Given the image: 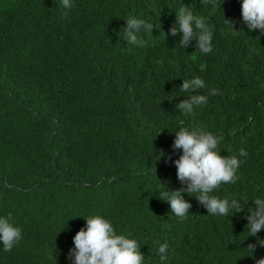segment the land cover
<instances>
[{
  "label": "trees",
  "instance_id": "16d2710c",
  "mask_svg": "<svg viewBox=\"0 0 264 264\" xmlns=\"http://www.w3.org/2000/svg\"><path fill=\"white\" fill-rule=\"evenodd\" d=\"M72 2L0 0V217L22 229L10 252L0 243V264H74V236L96 215L138 241L144 264H256L264 229L245 226L264 199V33L248 30L242 0ZM181 7L206 20L210 53L172 35ZM129 18L153 31L129 43ZM196 77L205 86L192 94L207 103L185 113L176 106L190 93L179 89ZM182 128L213 133L217 151L240 160L238 180L211 195L241 212L208 214L187 191L190 213L171 212L160 193L187 187L173 148Z\"/></svg>",
  "mask_w": 264,
  "mask_h": 264
},
{
  "label": "clouds",
  "instance_id": "9594fccd",
  "mask_svg": "<svg viewBox=\"0 0 264 264\" xmlns=\"http://www.w3.org/2000/svg\"><path fill=\"white\" fill-rule=\"evenodd\" d=\"M204 4H212L221 8L223 0H201ZM60 6L64 9L74 7L72 0H60ZM242 17L249 31L260 30L264 33V0H242ZM179 30L172 28V35L182 33L178 42L182 48L190 46L195 40V47L202 54L212 51L213 32L206 20L195 16L187 7H181L176 12ZM232 28V22L227 21ZM153 25L142 19L129 18L124 27L125 35L129 43H139L137 33L144 29L153 31ZM233 29V28H232ZM234 31V30H233ZM204 81L199 77L183 80L181 92L190 93L189 98L177 104L181 111L191 113L194 107L207 103L205 95H193V91L203 88ZM212 95L220 94L218 89L211 90ZM174 149H182L183 154L175 161L177 177L182 183H186L185 189L165 191L161 197L169 203L171 212L177 217L185 218L190 212L191 204L187 202L182 192L190 195L198 193L195 198L206 207L208 214L228 216L241 212L242 206L237 200L227 198L220 199L211 193L220 188L222 184H233L238 180L237 171L240 160L236 156H223L217 151L220 143L218 137L203 129H184L175 133ZM240 156H247L244 149H240ZM156 169V168H155ZM254 210L247 215L246 229L248 236H257L264 229V199H256ZM85 219V218H84ZM86 220V228L80 229L74 236V249L70 256L74 258V264H144V255L140 251L137 240L128 238L123 234H117L113 224L96 215ZM22 239V229L15 225L11 213L0 217V243L4 251L10 252ZM264 244V243H261ZM168 244L165 242L158 248L160 259L166 260ZM247 249L249 257L254 258L255 244H249ZM256 264H264V258L256 261Z\"/></svg>",
  "mask_w": 264,
  "mask_h": 264
}]
</instances>
